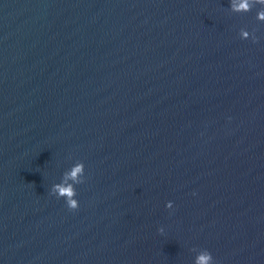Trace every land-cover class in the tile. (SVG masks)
<instances>
[{"label":"water","instance_id":"water-1","mask_svg":"<svg viewBox=\"0 0 264 264\" xmlns=\"http://www.w3.org/2000/svg\"><path fill=\"white\" fill-rule=\"evenodd\" d=\"M233 2L0 0V264H264V4Z\"/></svg>","mask_w":264,"mask_h":264},{"label":"clouds","instance_id":"clouds-1","mask_svg":"<svg viewBox=\"0 0 264 264\" xmlns=\"http://www.w3.org/2000/svg\"><path fill=\"white\" fill-rule=\"evenodd\" d=\"M256 3L264 4V0H255ZM250 9L249 0H240V3L237 5L233 2V10L235 11H247ZM258 19H264V11L257 14ZM243 36L246 38L247 33H243ZM84 175V165L78 164L71 170L70 173L66 174L67 178L72 179L76 183H83L84 181L79 179ZM55 194L57 198H64L66 205L70 211H75L79 207L77 199H74L77 195L75 189L70 184L59 183L53 185L50 195ZM167 208H172V203L168 202L166 205ZM160 232L163 231V228L159 229ZM196 264H214L213 257L211 253L207 250L203 251L196 260Z\"/></svg>","mask_w":264,"mask_h":264}]
</instances>
